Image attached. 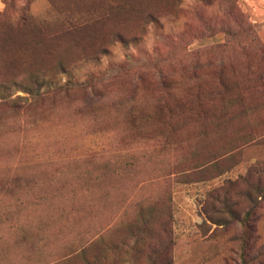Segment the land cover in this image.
Wrapping results in <instances>:
<instances>
[{
    "label": "rangeland",
    "instance_id": "374dc122",
    "mask_svg": "<svg viewBox=\"0 0 264 264\" xmlns=\"http://www.w3.org/2000/svg\"><path fill=\"white\" fill-rule=\"evenodd\" d=\"M262 47L264 0H0V264H264V105L176 104Z\"/></svg>",
    "mask_w": 264,
    "mask_h": 264
},
{
    "label": "trees",
    "instance_id": "16d2710c",
    "mask_svg": "<svg viewBox=\"0 0 264 264\" xmlns=\"http://www.w3.org/2000/svg\"><path fill=\"white\" fill-rule=\"evenodd\" d=\"M150 14V13H149ZM261 56L262 61L264 63V47L261 48ZM242 84L238 80V97L234 96H227L226 98L223 97L218 101L217 97H213L210 99H202L200 97L191 98V99H177L176 104L177 105H183L187 106L191 109L190 115L195 117V119L198 121L202 116H208L210 112L214 113V117L218 118V121L220 119L224 118L226 116V113L230 109H235L236 106H238V109L242 110L243 112L248 111V107L252 105H264V68L262 69L259 74H257L254 77H249L247 79L241 80ZM224 89V93H227L229 89V85L226 83H221ZM32 91H29V93ZM160 104L170 110L171 103L168 100H159ZM7 104H11L10 102ZM14 107H18V103L14 102ZM260 136V139L263 138ZM257 138V137H256ZM20 176H16V178L13 180L14 182L19 181ZM248 187L254 186L253 189L258 192V195L255 196L254 194L250 193V190H245V196L248 198L251 207L248 209L247 212H245V215L243 218H239L241 223L244 227L249 228L251 225L249 223V218L253 215V212L255 208L258 206V198L263 196L262 191H264V188L261 187L262 183H264L263 177L259 176V180L253 181L252 178L250 179ZM245 246V245H244Z\"/></svg>",
    "mask_w": 264,
    "mask_h": 264
}]
</instances>
